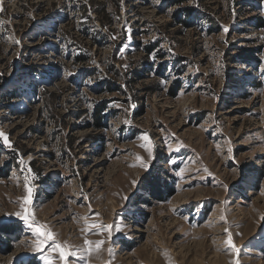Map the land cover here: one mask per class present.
Here are the masks:
<instances>
[{
    "label": "rangeland",
    "instance_id": "374dc122",
    "mask_svg": "<svg viewBox=\"0 0 264 264\" xmlns=\"http://www.w3.org/2000/svg\"><path fill=\"white\" fill-rule=\"evenodd\" d=\"M2 7L0 264H264V0Z\"/></svg>",
    "mask_w": 264,
    "mask_h": 264
},
{
    "label": "snow or ice",
    "instance_id": "6c2138e0",
    "mask_svg": "<svg viewBox=\"0 0 264 264\" xmlns=\"http://www.w3.org/2000/svg\"><path fill=\"white\" fill-rule=\"evenodd\" d=\"M4 9L2 7V0H0V12H2ZM228 29L225 28V31ZM142 139L145 141H148L147 145H141L142 147H146L149 156H152V146L151 141L149 140V137L147 134H145ZM0 141L3 142V144L8 147L12 148L11 143L8 140V136L0 130ZM229 152H231V149H229ZM137 159H141L140 157H137ZM23 161H21L22 163ZM174 163V161H173ZM143 167L147 168V164H143ZM27 179V178H26ZM135 183V181H133ZM27 187V185H26ZM28 195L24 197V204L21 206L22 210L20 212L15 213L17 217H19L21 220L25 222L30 228H33L36 234V241L33 244V250L34 251H41V249L44 247L45 244H47L48 241H52V245L49 247L50 253H56L57 259L59 260L60 264H70V257L75 256L76 253L72 251L70 246H68L66 243H60L56 241L54 234L47 229L46 225L39 224V222L36 221L34 215L32 212L25 207V205L30 204L31 202V195H32V189L27 188ZM222 219H224L222 217ZM89 228H97L98 231H107L109 233V236H111L113 225H96L92 224L88 226ZM116 230L119 231V226H116ZM225 233L227 234V239L225 240V245L234 253H238V249L235 246L232 233L229 231V229L225 228ZM105 242L103 240H97V241H89L85 239V256L90 255L93 251L99 250L100 247ZM111 251V250H110ZM46 264H53V257L51 255L44 257Z\"/></svg>",
    "mask_w": 264,
    "mask_h": 264
},
{
    "label": "trees",
    "instance_id": "16d2710c",
    "mask_svg": "<svg viewBox=\"0 0 264 264\" xmlns=\"http://www.w3.org/2000/svg\"><path fill=\"white\" fill-rule=\"evenodd\" d=\"M99 13H101V14H104V10L103 9H101L100 11H99ZM177 19H179V12L178 11H176V12H174L173 14H172V18H171V21H170V23L171 22H174L175 20H177ZM169 23V24H170ZM182 23V21H179V24H181ZM151 50H152V46L151 45H147V46H145V56L147 57L148 56V53H151ZM101 127V124L98 122V123H96V128H100ZM90 135V134H89Z\"/></svg>",
    "mask_w": 264,
    "mask_h": 264
},
{
    "label": "bare ground",
    "instance_id": "6f19581e",
    "mask_svg": "<svg viewBox=\"0 0 264 264\" xmlns=\"http://www.w3.org/2000/svg\"><path fill=\"white\" fill-rule=\"evenodd\" d=\"M80 131L81 132L78 134L79 136H85L89 134L88 130H86L85 128L80 129ZM214 209H215L214 211H216L217 207L215 206Z\"/></svg>",
    "mask_w": 264,
    "mask_h": 264
}]
</instances>
